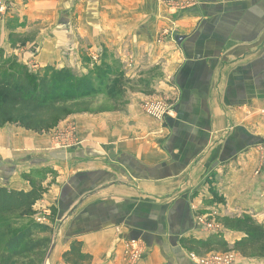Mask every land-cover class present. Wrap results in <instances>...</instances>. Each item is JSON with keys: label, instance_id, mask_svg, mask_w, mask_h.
<instances>
[{"label": "crops", "instance_id": "0c3cea01", "mask_svg": "<svg viewBox=\"0 0 264 264\" xmlns=\"http://www.w3.org/2000/svg\"><path fill=\"white\" fill-rule=\"evenodd\" d=\"M24 2L9 0L4 49L31 39L43 64L105 53L108 86L121 85L114 108L69 115L51 135L0 129V160L9 151L51 170L36 207H54L67 230L54 237L58 257L76 240L91 264H129L125 242L137 241V264H194L181 240L207 237L197 216L264 223V0ZM12 14L40 22L12 25ZM146 102L165 107L163 120L143 113Z\"/></svg>", "mask_w": 264, "mask_h": 264}, {"label": "trees", "instance_id": "16d2710c", "mask_svg": "<svg viewBox=\"0 0 264 264\" xmlns=\"http://www.w3.org/2000/svg\"><path fill=\"white\" fill-rule=\"evenodd\" d=\"M108 83H105L107 87ZM106 96V92L91 88L88 80L75 81L71 75H59L50 67L34 72L25 66L12 67L2 60L0 52V129L8 124L32 131L52 129L69 115L107 109ZM29 185L27 191L0 187V264L27 259L42 264L51 245V228L33 223L28 214L46 190L31 181ZM222 226L243 237L232 247L217 236L206 241L183 238L181 244L197 256L200 250L209 251L216 246L222 247L223 252L235 251L245 258L264 259V223L256 224L249 218H226ZM61 259L65 264L92 262L91 256L82 252L81 242L76 240L69 244Z\"/></svg>", "mask_w": 264, "mask_h": 264}, {"label": "rangeland", "instance_id": "374dc122", "mask_svg": "<svg viewBox=\"0 0 264 264\" xmlns=\"http://www.w3.org/2000/svg\"><path fill=\"white\" fill-rule=\"evenodd\" d=\"M29 0H25L24 3H27ZM0 3L4 6H2V13L0 14V28L1 31L5 28V26L10 22V16H8V3L9 0H0ZM22 8L26 7L25 4L21 6ZM14 15V17H13ZM25 16V15H24ZM12 18H15L16 21L12 25L18 23V24H24L26 27H30V29H34L33 26L40 21H34L28 16H25L22 18V22H19V19L15 17V14H12ZM26 42H29L30 45L26 46L23 44L18 45L17 47H13V51H8V49H4L1 44H0V52L2 53V60L7 61L12 67L18 68V67H26L29 71L34 72L38 68H44V67H50L53 68L55 72H57L59 75H62L64 73L69 74L72 76L73 80H88L90 82V87L93 89H96L100 92H106L108 95L107 100L104 101V105H106L109 109L115 107V103L117 102L115 99L116 97V90L117 87H119L120 84H116L115 81H113L109 87L105 85L106 82L111 81V78L114 76V71L113 69H110V65L106 64V57L105 53H99V52H93L90 53L89 56L82 57L78 63H76L75 58L73 57H68L70 54L67 52L65 57H62L61 55H57L56 60L52 62L50 59L48 63H42L41 58L39 57V51L41 53V48L37 44H33L34 42L31 39H26ZM17 48V49H16ZM24 48V49H23ZM39 54V55H38ZM44 60H46L44 58ZM60 61L59 64L57 61ZM69 60L71 62H69ZM108 65V67L106 66ZM113 73V75H112ZM108 77V78H107ZM57 84L60 82L57 80ZM121 88V85H120ZM107 97V96H106ZM55 128V127H54ZM48 129L45 131H32L28 130L26 128H20L14 124H8L6 125V130L4 132L8 134H15V132H20L24 133L23 135H27V138L30 140L31 138L35 136H41V135H51V132L53 129ZM30 147H33V145H29ZM51 146V144H49ZM28 151L31 150H23L20 155L24 154H30ZM26 152V153H24ZM7 156H3L4 159L0 160V176L6 179H13V175L15 177H20L23 178V180L27 182H32L36 183L38 186L40 185V180L45 178L46 176L49 177V174H51V170L48 168H43V169H35L32 168V160H29V156L22 157L21 160L14 159L13 162L10 161V155L9 151H7ZM13 155H16L17 152H11ZM25 167L26 173L22 172L21 169ZM7 171V172H6ZM10 176V177H9ZM2 179V178H1ZM2 179V180H3ZM14 183V182H13ZM49 186V185H48ZM46 188V187H45ZM50 188V187H49ZM41 213V214H40ZM29 218L33 223L35 224H42V225H48L51 228V234H50V240L51 244L54 241V237H59V239L62 237V235H65L67 230H62V225L59 223L57 220V214H56V209L54 207H49L46 208L45 210L42 207H36V205L32 209V213H28ZM32 214V215H31ZM38 214V215H37ZM211 214V213H210ZM201 216V215H199ZM198 217V216H197ZM206 217V216H204ZM209 217V216H208ZM210 218V217H209ZM226 218H233V217H223L218 221L214 220V224L218 225L219 227L221 224H223V220ZM211 220V219H208ZM199 224V223H198ZM200 225V224H199ZM201 226V225H200ZM224 228V227H223ZM201 229L207 233V237L204 239H201L202 241H206L210 237L217 236L219 239L222 241H226L229 247H232V245L239 241L242 237L243 234L224 228V231H219L222 229H217L215 231L209 230L206 227L201 226ZM230 234H238L241 236V238L237 241H234L230 243V240H232V236ZM42 237H46V235H41ZM182 245V244H181ZM51 247V245H50ZM49 247V249H50ZM183 247V245H182ZM184 248V247H183ZM48 249V251H49ZM187 253H188V258L190 261H192L194 264L195 262L191 260V255L198 257V258H206L210 259L215 256H220L223 258L222 264H264V259H255V258H245L240 256L237 252L235 251H226L223 252V248L216 247L214 249H210L209 251H204L200 250V256H197L195 252L189 251L188 249L184 248ZM46 253L45 259L42 262V264H65L63 260L61 259V255L58 257L57 256V250L54 249L52 254L49 256L47 259V254ZM14 264H37L36 260L33 259H27V260H21V261H16Z\"/></svg>", "mask_w": 264, "mask_h": 264}, {"label": "built area", "instance_id": "2783aa9c", "mask_svg": "<svg viewBox=\"0 0 264 264\" xmlns=\"http://www.w3.org/2000/svg\"><path fill=\"white\" fill-rule=\"evenodd\" d=\"M2 5L0 3V14L2 13ZM142 111L145 115L154 118L158 121L163 120L165 115L167 114V110L164 106H162L159 102H146L142 105ZM259 154H260V165L259 169L260 171L264 172V147L259 148ZM259 173V172H258ZM257 173V174H258ZM209 217L204 216H198L197 222L203 226L208 228L209 230L215 231L216 228L220 229V227L216 224H214L213 220H208ZM144 248L143 246L138 243L137 241H128L125 242V250L124 254L127 256L129 264H137V262L141 259L142 255L144 254ZM191 260L195 262V264H222L223 258L220 256H215L210 259L206 258H198L193 255L190 256Z\"/></svg>", "mask_w": 264, "mask_h": 264}, {"label": "water", "instance_id": "95a60500", "mask_svg": "<svg viewBox=\"0 0 264 264\" xmlns=\"http://www.w3.org/2000/svg\"><path fill=\"white\" fill-rule=\"evenodd\" d=\"M53 249H54V242H52V244H51V247H50V249H49V251H48V254H47V259H48V258H49V256L51 255V253H52Z\"/></svg>", "mask_w": 264, "mask_h": 264}]
</instances>
